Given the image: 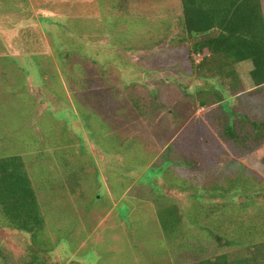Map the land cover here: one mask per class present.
I'll return each instance as SVG.
<instances>
[{"label":"rangeland","instance_id":"374dc122","mask_svg":"<svg viewBox=\"0 0 264 264\" xmlns=\"http://www.w3.org/2000/svg\"><path fill=\"white\" fill-rule=\"evenodd\" d=\"M185 36L182 0H0V159L23 158L45 219L0 209V264L264 253V87L243 62L219 102Z\"/></svg>","mask_w":264,"mask_h":264},{"label":"trees","instance_id":"16d2710c","mask_svg":"<svg viewBox=\"0 0 264 264\" xmlns=\"http://www.w3.org/2000/svg\"><path fill=\"white\" fill-rule=\"evenodd\" d=\"M182 4L184 39L193 40L192 54L201 57L193 62L194 67L202 71L199 74L202 80L210 81L216 87L219 102L228 97L229 89L240 88L235 67L240 63L251 62L250 76L254 87H264L262 0H182ZM206 67L209 70H205ZM227 79L231 80L229 88L224 83ZM251 124L258 133L264 134V120ZM225 131L230 138L237 137L233 124L227 125ZM36 192L21 156L0 159V209L10 227L32 232L44 225ZM172 209L163 211L166 214L160 220L168 233ZM255 248L264 251V243ZM260 261H264V253L253 252L246 256L225 253L190 264H257Z\"/></svg>","mask_w":264,"mask_h":264},{"label":"crops","instance_id":"0c3cea01","mask_svg":"<svg viewBox=\"0 0 264 264\" xmlns=\"http://www.w3.org/2000/svg\"><path fill=\"white\" fill-rule=\"evenodd\" d=\"M262 2H263V7H264V1L262 0Z\"/></svg>","mask_w":264,"mask_h":264}]
</instances>
